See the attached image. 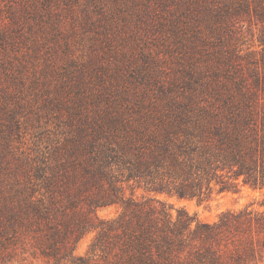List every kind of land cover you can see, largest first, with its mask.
<instances>
[{
	"label": "trees",
	"instance_id": "obj_1",
	"mask_svg": "<svg viewBox=\"0 0 264 264\" xmlns=\"http://www.w3.org/2000/svg\"><path fill=\"white\" fill-rule=\"evenodd\" d=\"M20 1L38 10L42 5L44 12L52 2ZM141 1L142 31L158 32L167 52L198 54L188 60L206 68L204 80L188 94L146 101L137 87L105 80L102 71L83 89L82 75L73 84L75 99L57 95L55 107L67 111V131L54 134L34 157L13 147L23 104L9 110L12 93L4 90L0 264L264 259V0H155L162 20L152 17L150 0ZM7 31L0 21V36ZM243 187L260 193L258 208L252 203L225 212L214 223L195 224L184 209L174 215L164 199L204 201L217 190L238 193ZM117 204L123 208L117 218L97 215ZM90 233L95 237L87 254L78 255Z\"/></svg>",
	"mask_w": 264,
	"mask_h": 264
},
{
	"label": "rangeland",
	"instance_id": "obj_2",
	"mask_svg": "<svg viewBox=\"0 0 264 264\" xmlns=\"http://www.w3.org/2000/svg\"><path fill=\"white\" fill-rule=\"evenodd\" d=\"M150 1L152 17L164 19L163 10L157 14L158 2ZM143 6L141 0H52L44 12L42 5L38 10L20 0H0V21L8 28L0 36V108L5 103L4 90L12 93L7 102L9 110L23 104L16 114L20 129L13 136L19 155L34 157L46 151L54 134L59 137L60 132L67 131L62 122L67 111L55 107L57 95L68 102L75 99L79 92L76 94L78 88L73 84L82 75L83 89L94 84L96 73L102 71L105 80L137 87L146 101L167 100L199 87L206 68L188 60L199 59L198 54L167 52L158 32H143L145 25L139 19ZM38 11H42L41 18ZM246 36L247 45H251V35ZM135 196L141 199L143 192L137 190ZM261 198L260 193L243 187L238 193L217 190L204 201L164 199L172 205L174 215L184 209L196 224L214 223L223 213L241 211L252 203L258 208ZM122 211L117 204L99 209L97 215L111 220ZM94 237L90 233L79 243L78 255L87 254ZM259 264H264V259Z\"/></svg>",
	"mask_w": 264,
	"mask_h": 264
}]
</instances>
